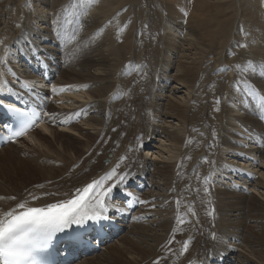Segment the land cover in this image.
Wrapping results in <instances>:
<instances>
[{
    "label": "bare ground",
    "instance_id": "bare-ground-1",
    "mask_svg": "<svg viewBox=\"0 0 264 264\" xmlns=\"http://www.w3.org/2000/svg\"><path fill=\"white\" fill-rule=\"evenodd\" d=\"M65 1L67 5L75 2V0H55V4ZM98 1L91 5L93 10L90 14L83 13L81 7L73 9L71 7L66 12L68 18L64 21L65 25L56 26V33L54 32L53 35L55 39H50L58 48L49 52L46 46L40 45L42 43L40 39L49 40L51 32L37 25L48 23L49 7L39 15L33 10L36 8L35 4L28 5V9H31L29 11H33L28 16L34 20L33 23H29L27 19L26 21L21 19V17L25 19L22 15L26 8L21 5L26 0H0V41H3L0 43L2 58L0 68H4L6 80L12 88L22 93L41 94L51 97V100L54 99L53 104L50 102L46 106L50 115L41 117V121L45 123L25 137L33 146L29 147L24 142L22 146L25 147L18 148L9 144L0 150V214L20 202H27L29 206H44L47 203L70 199L76 189L83 188L94 179H99L119 162L120 170L129 172L133 178L128 176L125 183L114 190L111 200L108 201L109 207H120L121 204H117L119 195L128 192H134L131 199L135 200L138 197L139 200L148 201L139 203L137 209L133 210L134 214L131 213L129 220L130 226L119 227L120 230L127 228V235L118 239L119 242L113 239L116 243L109 246L110 249L107 251L104 249L106 253L95 260L87 256L83 264L84 262L85 264H153L158 258H163L160 259L159 264H219L216 263L221 260L219 258H222L225 264H258L256 258L264 257V232L259 231L260 237L255 232L243 233L240 221L250 219L255 222L253 228L259 227V230L264 224L262 219L264 214L261 213V208L264 210V81L258 82V79L264 78V65L253 67L254 61H264V33L249 29L250 31H245L243 34L242 30L243 24L249 21L256 20L264 24V19L260 15L261 10L264 9V0H245L246 4L241 3V5L240 2L237 5V0H214L210 3L206 2L207 0H192L191 4L188 3L189 0ZM31 2L29 1V4ZM37 3L40 6L47 2L38 0ZM125 4L127 6L124 8ZM142 5L144 7L141 10ZM251 5H258V10L252 12V7L249 8ZM176 11L179 12V17L175 14ZM140 12L144 13L141 19L134 15ZM238 15L241 16V24L240 27L236 26L238 34L234 35L231 27L235 24ZM109 17H112V20L108 21ZM75 19L79 23H75ZM205 23H213L212 30L207 32ZM165 25L173 30V34L182 36L179 39L183 45L180 42L181 45L176 46L179 40L172 35H168L169 38L165 39V32L161 33ZM100 29L103 30L98 32ZM148 30H150L149 36ZM73 32L76 33L70 38ZM19 43L24 53H21ZM182 46H187L186 51L193 50L194 53H191L193 56H200L194 58V67H182L179 76L173 79L174 82L185 86L188 90V99L180 96L178 101L175 99L176 102L170 100L169 102L172 103L168 102L167 108L171 107V109L163 112L158 100L164 96V87L167 86H159L157 90H151V87L156 85V79L161 77L156 65L164 54L167 58L171 54L177 55L182 51L180 49ZM13 47L18 48L21 56L11 49ZM41 52L43 56L38 58ZM26 56L30 59H24ZM239 58L241 60L237 61ZM3 59L8 60L3 64ZM235 60L239 62L240 67L236 66ZM226 64L230 66L227 68ZM203 66L208 70L207 79L213 76L209 82L212 83L209 88L211 92L204 90L195 93V88L199 85L194 81L198 76L204 75ZM232 66L234 70L229 71ZM247 69L252 73H247ZM58 71L59 76L55 78ZM96 71L101 74H97ZM137 71L140 74H137ZM129 72L133 74L125 80ZM220 72L226 75L227 81L223 79L219 82L220 76L217 73ZM44 73L48 74V83L44 81ZM237 75L238 77H235ZM162 76L166 78V72ZM240 76L246 80H240ZM231 78L233 80L229 85L228 81ZM236 78L238 81H235ZM131 81L134 85L130 87ZM245 81L248 84H245ZM164 82L169 83L170 79L167 78ZM40 85L44 87L42 90L39 88ZM240 85L245 86L249 96L259 94L260 99L252 101L249 96L243 98L240 95ZM227 87H230L231 92L227 93L226 98H222L223 91ZM25 88L29 89V92H25ZM176 89L175 85L173 88L170 87L169 93H174ZM110 91L111 94L108 95ZM203 95L206 97H202ZM217 96L220 100L216 104V109L214 108L212 113L209 109L211 113L209 116L216 120L217 126H213L212 131L208 124L201 132L197 128L198 138L189 140L193 136L192 126L194 125L195 128L197 125L196 117L202 113L206 114L199 105ZM58 100L61 106L54 105ZM109 101L113 103L109 104ZM179 102L182 104L180 105ZM228 104L232 106H228L227 110ZM106 111L112 112V115L105 116ZM92 112L94 114H91ZM173 117L181 120L182 125L185 123L183 128L174 129V125L166 121V118ZM226 119L233 124L239 123L242 132H239V127L235 125L236 134L232 131L231 138L227 137V131H224L222 126V122ZM154 121L160 122L161 125L154 124ZM56 122L59 128L55 127ZM166 123L168 126L164 125ZM112 127L116 128L112 130ZM91 129L96 131H94L95 135L90 134ZM74 131L76 133L78 131L82 137L83 144L78 145L80 148L73 146L69 148L72 141L68 140L69 146H67V143L64 144L65 141L58 137L62 132L68 133L66 136L71 132L77 135ZM157 131L165 139L158 141V145H155L157 150L153 155L164 158L156 160L154 157L148 162L144 160L145 155L149 154L148 149L143 154H139L141 152L139 149L145 144L153 147L151 137ZM200 136L206 139V142L199 144L197 139ZM49 137L54 138L59 145V152L54 151L56 167L40 163V159L46 156L45 153L38 154L37 158L33 154L31 158L34 163L15 160L16 153H24L27 150L29 152L25 153L32 155L30 151L33 148L37 150L42 146L50 147L47 141L43 142ZM216 138L219 139L220 149H216L220 147L218 141L215 142ZM185 139L188 140L185 142ZM22 141L19 140L17 143ZM184 142L185 157H180L176 161L179 148L184 147ZM206 144H208L207 151L204 149ZM213 145H216L215 149H212ZM246 145L248 148L243 149ZM189 149H192L189 153L190 158L187 154ZM216 151L222 155L229 152L243 159V164L238 166L239 169L232 166L231 171L221 167L220 164L217 171L214 170L215 167H211L210 174L214 175L213 179H216L218 174L228 178H234L233 174L241 176L243 179L239 178V183L251 188L249 197H246L237 185L218 189L204 182L203 176L210 166L218 164L214 156ZM60 154H64L67 158ZM201 154L206 156L204 168L199 163ZM122 156L126 159L121 162ZM104 157L108 158L107 163L103 161ZM195 162L200 165L194 167ZM17 163L19 168L14 165ZM192 167L194 168L191 176L189 171ZM4 170L15 178L7 172L4 174ZM199 170L201 173L198 174ZM147 175H150L149 179ZM208 176L210 179L211 175ZM133 182L138 185L136 187L141 190L140 192L129 191L126 184ZM50 183H53V187H48ZM45 193L49 195L40 197ZM33 196L40 198L33 200ZM253 196L260 201L259 206H252L254 204L251 200L256 199ZM152 206H155L156 210L151 209ZM148 214L151 215V220L144 219ZM221 214H224V217L233 216L234 222H229L228 218L224 224L220 219ZM177 217L184 222L181 223ZM215 227H219L220 237L223 240H218L213 249V234L216 237L218 232L214 230ZM233 230L238 231L234 240L242 237V245L237 246H241L246 251L248 249L246 255L241 254L242 251L239 252L240 255L233 249V245L229 246L226 242V231ZM108 234L111 236V232ZM254 238L256 243L252 242ZM107 239H100L98 244L103 245ZM169 241L173 242L168 244ZM183 241H189L187 252L181 251ZM251 242L259 247L254 258L251 257L253 252L249 249Z\"/></svg>",
    "mask_w": 264,
    "mask_h": 264
},
{
    "label": "rangeland",
    "instance_id": "rangeland-1",
    "mask_svg": "<svg viewBox=\"0 0 264 264\" xmlns=\"http://www.w3.org/2000/svg\"><path fill=\"white\" fill-rule=\"evenodd\" d=\"M29 1H32L30 4H29ZM79 1V2H78ZM38 2V0H26V2H24V4L23 5H21V7H23L24 6V8H26L25 10V13H23V17L25 18V19H23L22 17H21V19L22 20H24V21H26V19H27V21L29 22V23H33V19H30V17L31 16H28V14H31V13H33V11H29V10H31L30 8L28 9V7L29 6H32L33 4H35L34 5V7H36V8H33V10L35 11V12H37V14H39V15H42V13H43V11H44V9H46L47 7H49V10L47 11V17H48V23L47 24H45V23H42V21L40 22V23H42V24H37L38 26H39V28H41V29H44L43 27H45L46 29H49L50 30V32H51V36L48 38L49 40H41L40 39V41L42 42V43H40V45L41 46H46L47 47V49H48V51L49 52H53L55 49H57L58 48V46H57V48H56V46H55V43L52 41V40H50L51 38L52 39H55V36L53 37V35H54V32H55V28H56V26H58V27H62L63 25H65V20L68 18V15L66 14V12H68V10L72 7V9L73 8H77V7H81V10L83 11V13H85V14H90V12H91V10H93L92 9V7H91V5L93 4V3H98L99 1L98 0H75V2L72 4V2H71V5H67V3H66V1L64 2V3H58V4H55V0L53 1V0H45V2H47V3H45V4H41L40 6H39V3H37ZM193 1L192 0H189L188 1V3L189 4H191ZM206 2H214V0H207ZM238 2H240V5H241V3L242 4H246V1L245 0H237V5H238ZM208 3V4H209ZM263 3V2H262ZM29 5V6H28ZM28 6V7H27ZM52 6H54L53 8H52ZM127 6V4H125L123 7L125 8ZM38 7V8H37ZM40 7H42V8H40ZM91 7V8H90ZM143 5L141 6V10L143 9ZM252 7V12H256L257 10H258V5H251V6H249V8H251ZM145 8H147V7H145ZM244 8V7H243ZM248 8V7H247ZM22 11H23V9H21ZM175 14H178V17L180 16V14H179V12L178 11H176L175 12ZM134 15H136V17L137 18H139V19H141L142 17H143V15H144V13H142V12H140V13H134ZM260 15H261V17L264 19V9L263 10H261V13H260ZM32 16H34V15H32ZM62 16V17H61ZM35 17V16H34ZM210 17H212V16H210ZM214 19V18H213ZM240 19H241V16H237V18H236V20H235V24L231 27L232 29H231V32L234 34V35H237L238 34V32L236 31L237 29H236V26L238 25V27H240ZM21 20V21H22ZM108 21L109 20H112V17H109L108 19H107ZM146 20V19H145ZM145 20H144V22H145ZM69 21H71V20H69ZM263 21V20H262ZM75 23H79V21H76V19H75V21H74ZM26 23V22H25ZM35 23V22H34ZM55 24V25H54ZM262 24V25H261ZM44 25H46V26H44ZM204 27H205V29H206V31L207 32H209L210 30H212V28H213V23H205L204 24ZM243 30H242V33L243 32H245V31H250L249 29H254L255 31H258V32H261V33H264V24L263 23H260L259 21L257 22L256 20L255 21H249L248 23H244L243 24ZM103 29H100L98 32H101ZM172 31L173 30H170V27L168 28V26L167 25H165L163 28H162V32L161 33H163V32H165V34H164V37H165V39H167V38H169V36L170 35H172V37L173 38H176V39H178L179 41V43L181 42V38H182V36H180V35H178L177 33V35L176 34H173L172 33ZM240 32V31H239ZM56 33V32H55ZM75 33L76 32H73L72 33V36L70 37V38H72V37H74V35H75ZM149 33H150V30H148V36H149ZM244 34V33H243ZM169 35V36H168ZM180 38V39H179ZM85 40H87V39H85ZM163 41V40H162ZM258 41H260V40H258ZM27 43V42H26ZM45 43V44H44ZM177 44L176 46H180L181 45V43L180 44ZM264 43V42H263ZM28 44V43H27ZM61 44V43H60ZM29 45V44H28ZM182 45H183V43H182ZM18 47L20 48V49H22V46H21V43H19V45H18ZM52 48V49H51ZM187 48V46H182L180 49L182 50L181 52H179L177 55H173V54H171V55H169V58H167V55H163L162 56V59H161V57H160V59H159V62H158V64L156 65L157 66V70L160 72V74H161V77H159V78H157L156 79V85H154L153 87H151V90H157L158 89V87L159 86H167V87H164V91L165 92H163V94H164V96H162V98H160L159 100H158V103H159V105H160V109H161V111H163V112H165V111H168L169 109H171V107H169V108H167L169 105L167 104L170 100H172V102H176V100L178 101V98H181V97H186V99H188V97H187V94H188V90H186V88H185V86L184 85H182V84H179L178 82H174L175 80H173L174 78H176L177 76H179L178 75V73H180L181 72V68L182 67H185V66H189V68H192V67H194L193 66V62L195 61L194 60V58H199L200 56L199 55H196V56H193L191 53H194V51L193 50H189V51H186V50H188V48ZM12 50H14V51H16V52H18L17 53V55H20V53H19V51H18V48L17 47H13V48H11ZM59 49L61 50L62 49V47L60 46L59 47ZM21 51V53L23 52V49L22 50H20ZM24 53V52H23ZM180 53H181V55H180ZM187 54V55H186ZM25 55V54H24ZM21 56V55H20ZM42 56H43V53L41 52V54H38V58L39 57H41L42 58ZM39 60V59H38ZM241 60V58H239V60H237V61H240ZM192 61V62H191ZM236 61V60H235ZM236 61V66H239L240 67V64H239V62H237ZM198 62H199V60H198ZM189 63H191V64H189ZM231 63H233V61L231 62ZM11 64V63H10ZM63 64V63H62ZM227 66V68L230 66V65H228V64H226ZM257 65H264V61L263 60H256V61H254V66L253 67H256ZM235 66V67H236ZM243 66V65H242ZM204 68V69H203ZM207 68V67H206ZM205 68V66H203L202 67V69L205 71V73H204V75L202 76H198V78L194 81V82H196L197 83V85H199L197 88H195L196 90H195V93H197L198 91H204V90H206L205 92H211V91H209V88H210V86H211V84L209 83L210 82V79H212V77L213 76H211L210 78H208L207 79V77H206V73L208 72V70ZM224 68V67H223ZM242 68V67H241ZM222 69V68H221ZM232 70H234V67L232 66V68L231 69H229V71H232ZM59 71H60V69H59ZM59 71H58V73H56V75H55V78H57L59 75ZM199 71H201V70H199ZM97 72V74H101V73H98L99 71H96ZM164 72H166V74H167V77L165 78L164 76H162L163 74H164ZM246 72L247 73H252V72H250L249 71V69H247L246 70ZM23 76H26V74H24V73H21ZM133 73H128V75H127V77H126V79L125 80H127L129 77H130V75H132ZM137 74H140V73H138V71H137ZM217 75L218 76H220L219 77V82H221V81H223V79L226 81L227 79V77H226V75L223 73V72H220V73H217ZM61 76V75H60ZM242 77V76H241ZM241 77H240V79H241ZM167 78H169L170 79V82L168 83V82H164V80L165 79H167ZM243 78V77H242ZM145 79V77H143L142 78V80H144ZM231 80V79H230ZM242 80H246V79H242ZM18 81V80H17ZM235 81H238V79L236 78L235 79ZM234 81V82H235ZM264 81V78H261V79H258V82L259 83H262ZM19 82V81H18ZM229 82V81H228ZM233 82V83H234ZM230 83V82H229ZM33 85H37V84H33ZM134 85V82L133 81H131V83H130V87L131 86H133ZM175 85V87H177V89L174 91V93H172V94H170L169 93V90H170V87H172L173 88V86ZM202 85V86H201ZM39 86V85H38ZM205 87V89H203V88ZM260 87V86H259ZM41 90L44 88L43 86H41L40 85V87H39ZM243 89H245V86L244 85H240V88H239V90H240V95L243 97V98H245V97H247V96H249L248 95V93L247 94H242L243 93ZM261 90H262V88H260ZM138 91H140V90H138ZM137 91V92H138ZM158 92V91H157ZM212 92H214V89L212 90ZM228 92H231V89H230V87H227L226 88V90H224L223 91V93H224V96H222V98L223 97H225L226 98V96H227V93ZM45 94H46V92H44ZM159 94H161V92H158ZM111 94V91L108 93V95H110ZM113 94V93H112ZM137 94V93H136ZM177 95V96H176ZM207 96H208V94H206ZM130 96V95H129ZM179 96V97H178ZM181 96V97H180ZM205 95H203L202 97H204ZM206 97V96H205ZM204 97V98H205ZM176 99V100H175ZM220 99H219V97L217 96V98H214V99H212V98H210L208 101H206L205 100V102L203 103V105H199V107H201L205 112H206V114L204 113H202V114H199V117H196V120H197V125H195V128H193L194 127V125L193 124H191V125H193L192 126V132H193V136L189 139V140H191V141H193V139L194 140H196V138H198L197 137V128H199V131L201 132L202 130H203V128L204 127H206V124H208L209 125V127H210V131H212V128H213V126H217L216 125V120H214V119H211L210 118V114L213 112V109L215 108L216 109V104L218 103V101H219ZM204 101V100H203ZM172 102H169V103H172ZM52 104H53V102H51ZM111 103H113L112 101H109V104H111ZM226 103V102H225ZM179 104L181 105L182 103H180L179 102ZM167 105V106H166ZM228 106H232V105H230V104H228L227 105V110H228ZM209 107V108H208ZM166 108V109H165ZM209 109H211V113H209ZM214 109V110H215ZM199 112H201V110L199 111ZM91 114H94L93 112L91 113ZM107 115H112V112L111 113H107V111L105 112V116H107ZM70 116V115H69ZM68 116V117H69ZM99 116V115H98ZM101 116V115H100ZM170 116V115H169ZM228 119H229V117H228ZM228 119H226L225 120V122H222V126H223V130L224 131H227L226 132V135H227V137H229V138H231V135H230V132H232V133H234V131H235V129H236V126H238L239 127V132H242L241 131V125L239 124V123H232V122H230ZM166 121H168V123H172L173 125H174V129H177V127L180 129V127L181 128H183V125L185 124V123H183V125H182V122H181V120H179V119H177L176 117H173V118H166ZM229 121V122H228ZM120 122H123L122 120H120ZM202 122V123H201ZM124 123V122H123ZM176 123V124H175ZM201 123V124H200ZM230 123L231 124H233V125H230ZM154 124H157V125H161V123L160 122H158V123H156L155 121H154ZM215 124V125H214ZM165 126H168V124L166 123V124H164ZM182 125V126H181ZM236 125V126H235ZM56 127V126H55ZM84 127V126H83ZM57 128H59V127H57ZM114 128H116V127H112V130H114ZM170 130L172 129V128H169ZM173 130V129H172ZM95 130H90V134L91 135H95V132H94ZM216 131H217V127H216ZM37 132H38V129H37ZM68 132V131H67ZM73 132V131H72ZM71 132V133H72ZM75 132V131H74ZM70 133V135L69 136H66V135H68V133H66V132H62V133H59L58 134V137H59V139L60 140H62V141H65V142H63L64 144H66L67 146H69V142H68V140L71 142L70 144V146H69V148L70 147H79L80 146V144H83L81 141H82V137H80V133H78V131H77V135H75L74 133H72L71 134ZM234 134H236V132L234 133ZM61 135H62V137H61ZM66 137H65V136ZM75 135V136H74ZM48 136V135H47ZM64 136V137H63ZM74 137H76L75 139H74ZM72 138V139H71ZM233 138V137H232ZM48 139H50V140H48ZM48 139H46V140H44L43 142H45V141H47L48 142V144H49V146L50 147H46V146H42V147H38V149L37 150H34L35 148H33V150L32 151H30L31 153H32V155L31 154H26L27 152H29V151H25L24 153H16V161L17 162H20L19 160H22V161H29V162H31V163H34L33 162V154L34 155H36V158H37V155L39 154V155H44V153H45V155L46 156H44L42 159H40V163L41 164H45V165H53V166H55L56 167V165H57V161H56V159H55V155H54V151H55V153H56V151H58L59 152V145L56 143V141L54 140V138L52 139L51 137H49ZM52 139V140H51ZM81 139V140H80ZM162 139H165L164 138V136L163 135H161L160 133H159V131H157V133H154L153 135H152V137H151V143L153 144L152 146L153 147H151V146H149V144H145L142 148H140L139 150H141V152L139 153V154H143V152H146L147 151V149H148V151H149V154H146L145 155V158H144V160H146V161H148V162H150V160H152V158H154V159H156V160H159V159H163L164 157H159V158H157L156 156H154L155 155V152H156V150H157V146L155 147V145H158L157 143H159ZM54 140V142H51V141H53ZM78 140V141H77ZM80 140V141H79ZM188 139H185V142L187 141ZM148 141H150V138L148 139ZM159 141V142H158ZM197 141L199 142V144L201 143V142H206V139H203V137H199V139H197ZM218 141V145H219V139L217 140V138L215 139V142H217ZM75 142V143H74ZM79 142H81V143H79ZM185 142H184V147H180L179 148V151H178V157H177V159H176V161L180 158V157H185V148H186V146H185ZM17 143V142H16ZM25 143H27V145L30 147V146H33L32 145V142L31 141H25ZM74 143V144H73ZM77 143V144H76ZM79 143V144H78ZM150 143V142H149ZM18 144V145H17ZM17 144H13V145H16L18 148L20 147H25V146H22L23 144H24V142H20V143H17ZM165 144H167L166 143V141H165ZM247 144V143H246ZM12 145V146H13ZM63 145V144H62ZM79 145V146H78ZM57 146V147H56ZM220 146V145H219ZM218 147V146H217ZM80 148V147H79ZM207 148H208V144H206V145H204V149L207 151ZM216 148V145H213L212 146V149H215ZM221 148V146L219 147V148H216V149H220ZM245 148H248V145H246V147H243V149H245ZM26 149V148H25ZM50 149H52L53 151H51ZM10 150H12V148H10ZM191 150L192 149H189V151H187V154H188V156H189V158H190V152H191ZM231 150V149H230ZM153 152V153H152ZM193 152H195V150L193 151ZM70 153H72V151H70ZM217 153V154H216ZM216 153H215V158H216V162L218 163L217 165H214L213 164V166H212V168L213 167H215L214 168V170L215 171H217L218 170V168H219V164H220V166L221 167H226V169H228L229 171H231L230 170V168H232V166L233 167H235L236 169H239V167L238 166H240V164L242 165L243 164V159H240V158H237L235 155H233V154H231V153H229V152H227L226 154H221V153H218V151H216ZM154 154V155H153ZM208 154V153H207ZM31 155V156H30ZM62 157H64V158H67V156H65L64 154H60ZM149 155V156H148ZM210 155V154H209ZM187 156V155H186ZM201 157V160H200V158H199V163H201V166H202V168H204L206 165H204L203 163H205V161H206V156L204 155V154H201L200 155ZM32 157V158H31ZM105 158L106 157H104L103 158V161L105 162V163H107L109 160H108V158H107V160L105 161ZM135 159V158H134ZM220 160V161H219ZM146 161H142V162H146ZM122 162V161H121ZM110 163V162H109ZM198 162H195L194 164H193V166L195 167V166H197V165H200ZM15 165V167H17V168H19V165H18V163L17 164H14ZM210 165H212V164H210ZM194 167H192V168H194ZM211 168V169H212ZM258 168V167H257ZM259 168H260V166H259ZM174 169H176V166H175V168ZM191 170V169H190ZM202 170V169H201ZM201 170H199L198 171V174L199 173H201ZM249 170V169H248ZM251 170H249V172H250ZM7 171L6 170H4V174L6 173ZM252 172V171H251ZM264 172V171H263ZM11 177H13V175L11 174V173H9V172H7ZM189 173H191V171H189ZM247 174V173H246ZM251 174H254V173H251ZM148 176V179H149V177H150V175H147ZM16 177L18 178L19 176H18V174H16ZM233 177L234 178H228V177H226V176H221L220 174H218L217 175V177H216V179H213V180H210L209 179V176H206V175H204L203 176V178H204V182H210V184H212V185H214V186H216V188H218V189H222V188H224V187H232V185H237V186H239V189H242L243 190V192H244V194H245V196L246 197H249V195H250V190H251V188L249 187H244V186H242V184L241 183H239V178H241V176H235L234 174H233ZM242 177H244L243 175H242ZM13 178H15V177H13ZM12 178V179H13ZM257 178H258V175H257ZM243 178H241V180H242ZM256 179V178H255ZM255 179H253V180H255ZM141 179H139V181H140ZM252 181V180H251ZM131 184H133V187H132V189L131 190H138L139 192L141 191V190H139L138 189V187H136V186H138V185H136V184H134V182L133 183H130V186H131ZM48 187H53V183H50L49 184V186ZM128 188H130V187H128ZM244 188V189H243ZM239 189H235L236 191H238ZM260 190V189H259ZM52 192H54L55 193V191H52ZM253 193H256V192H254V191H252ZM40 193V192H39ZM134 193V192H133ZM136 193V192H135ZM41 194V193H40ZM49 195V193H45L44 195H42V196H40V197H46V196H48ZM257 195V194H256ZM39 197V198H40ZM253 197H255V196H253ZM256 198V197H255ZM25 199H28V197H25ZM135 200H136V198H135ZM256 200H257V202H256ZM142 201H148V200H142ZM252 201V204H254V205H252V206H259L258 205V203L260 202L257 198L256 199H252L251 200ZM261 206H263L262 204H261ZM264 207V206H263ZM155 208V209H154ZM136 209V208H135ZM151 209H154V210H156V207L155 206H152V208ZM136 211V210H135ZM261 213H263L264 214V210L261 208ZM132 214H134V212H132ZM227 215V214H226ZM136 216V215H135ZM223 216V217H222ZM225 215L224 214H221V220H222V222L225 224V222H226V220H228V218H229V222H234L233 220H234V217L233 216H230V215H228L227 217H224ZM145 220H151V215L150 214H148L147 215V217L146 218H144ZM233 219V220H232ZM262 219H264V216L262 217ZM262 221V220H261ZM235 223H238V222H235ZM263 223H264V221H263ZM240 224H241V231L244 233V231H247V232H249V233H254L255 232V234H257V236H259L260 234H261V232H259V231H262L263 230V232H264V224H263V228L261 229V230H259L258 228H253V225L255 224V222L254 221H252V220H241L240 221ZM127 226H130V225H127ZM255 226V225H254ZM123 233L122 234H120L119 235V238H116V242H119L118 241V239H120V238H122L123 236H125V235H127V228H123ZM214 230H216V231H218V232H216V237H215V239L213 238V244L212 245H214V247H213V249L215 248V245H216V243H217V241L218 240H223V239H221V237H220V232H219V227H215V229ZM235 233H238V231L237 230H233V231H226V234H227V237H226V242H228L229 243V246H232L233 247V249H235V250H237L238 251V253L240 252V251H242L241 252V254L243 253L244 255H246L247 254V251H248V249H247V251L246 250H243L244 248H241V246L239 247V246H237V245H242L241 244V239H242V237H240L239 238V240H240V242H239V240H234L233 238H234V236H235ZM260 233V234H259ZM264 234V233H263ZM252 235V234H251ZM260 237V236H259ZM255 239L256 238H254V240L252 241V242H254V243H256L255 242ZM112 242H114V243H112ZM114 240L112 241H110L109 243H107V244H103V248L102 249H105L106 251L108 250V249H110V247L109 246H111V245H113V244H115L116 243ZM233 242V243H232ZM252 242H251V246L249 247V249H251V252H253V255H251V257L252 258H254V257H256V250H259V247H257V245L256 246H254V244H252ZM257 242H258V240H257ZM237 246V247H236ZM243 247V246H242ZM102 249H100V250H98V251H95V252H93V253H91L90 255H87V256H90L93 260H95L97 257H99L100 255H102V254H105L106 253V251L105 250H102ZM212 249V250H213ZM255 252V253H254ZM99 253V254H98ZM240 254V253H239ZM239 254H238V256H239ZM240 254V255H241ZM232 255V254H231ZM231 255H229V256H231ZM86 256V257H87ZM85 257V258H86ZM225 257H226V255H225ZM85 258L84 259H82L81 260V262H74L73 264H83V261L85 260ZM88 258V257H87ZM263 258V259H262ZM260 257V258H256V261H258V264H264V257ZM225 260H226V258H225ZM218 261H220V260H218ZM216 262V263H219V262ZM84 264H85V262H84ZM219 264H225V261H223V262H221V263H219Z\"/></svg>",
    "mask_w": 264,
    "mask_h": 264
},
{
    "label": "snow or ice",
    "instance_id": "snow-or-ice-1",
    "mask_svg": "<svg viewBox=\"0 0 264 264\" xmlns=\"http://www.w3.org/2000/svg\"><path fill=\"white\" fill-rule=\"evenodd\" d=\"M0 106L6 108L14 117L26 119L18 130L11 133V140L22 137L30 127L34 126L36 113H29L21 107L5 104L2 100H0ZM140 146H143L142 143ZM125 159L126 157H120V161ZM120 168L121 165L118 162L99 179H94L83 188L76 189L70 199L47 203L44 206H29L27 202H20L0 214V264H41L37 253L47 250L58 233L66 232L73 226L82 227L88 222L107 219L105 213L109 208L108 201L111 200L114 190L125 183L130 174ZM133 195L131 192L126 194L127 197ZM32 199L36 200L39 197L33 196ZM127 202L131 205L130 200ZM136 202L146 203L138 197ZM115 210L121 212L124 209L121 205ZM177 219L181 223L184 222L180 217ZM174 235L175 230L173 239ZM213 238L215 239V234ZM172 242L169 241L168 244ZM188 246L189 241H183L181 251L187 252ZM160 259L163 258H158L153 264H159Z\"/></svg>",
    "mask_w": 264,
    "mask_h": 264
}]
</instances>
